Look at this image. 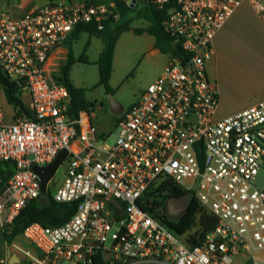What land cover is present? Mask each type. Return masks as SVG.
Masks as SVG:
<instances>
[{"label": "built area", "instance_id": "obj_1", "mask_svg": "<svg viewBox=\"0 0 264 264\" xmlns=\"http://www.w3.org/2000/svg\"><path fill=\"white\" fill-rule=\"evenodd\" d=\"M244 1L264 25V0H173L163 30L181 56L168 55L163 72L117 119L112 140L98 132L93 111L70 110L57 76L75 28L119 22L116 4L50 0L19 18H0V72L23 103L10 123L0 103V161L13 164L0 187V264H233L243 250L251 264H264V185L256 186L264 169V99L219 116L207 73L216 32ZM165 2L154 0L159 8ZM62 149L64 179L53 199L77 203L75 213L7 239L13 220L41 194L33 168ZM165 179L215 217L199 245L144 209L156 200L167 215L173 198L156 190Z\"/></svg>", "mask_w": 264, "mask_h": 264}, {"label": "trees", "instance_id": "obj_2", "mask_svg": "<svg viewBox=\"0 0 264 264\" xmlns=\"http://www.w3.org/2000/svg\"><path fill=\"white\" fill-rule=\"evenodd\" d=\"M115 3L120 14L121 19L117 23L106 22L102 29H97L94 24H81L75 28L67 41L68 54L64 61L61 70L57 76V80L62 83L69 91L71 96V111L77 115L80 111H93L95 103L87 98V89L77 87L70 78L72 67L77 62L87 63V56L85 53L75 58L72 42L80 37L82 33H87L89 36L99 38L103 43V48L98 55L96 65L98 68V85H102L106 94H112L113 91L109 85V80L113 70V57L116 42L120 35L126 31L132 30L135 34L148 33L154 37V46L162 54L173 55L180 57L181 52L178 44H174L170 37L165 34L163 30V21L168 16L170 10L174 6L173 0H167L161 8L154 3V0H143L141 7L131 16L135 11L136 4L130 7L123 0H86L87 4H108ZM135 18H142L146 20L149 25L146 28H131V23ZM0 86L3 89V95L8 104L13 108L23 107V103L18 98V88L10 83L7 78L0 72ZM13 173V164L11 162L0 161V187H2ZM157 191L168 192L169 197L173 199L186 198V193L179 186L174 184L171 180L165 179L161 185L156 189ZM165 196V197H167ZM150 198V196H147ZM164 197V198H165ZM163 198V199H164ZM77 203H60L53 199V193L48 189L45 193L29 202L13 220L10 225L12 234L7 233L6 238L9 239L13 235H19L24 228L31 223H40L43 226L51 227L58 226L66 222L76 211ZM144 206V209L149 210L153 215L161 219L164 224L178 235H187L186 240L191 246L199 245L204 239L205 235L210 232L215 224L214 216L206 212L198 204L195 198H192L185 209V211L176 220L168 219L166 214L160 210V204L153 200L151 207ZM197 218V222H196ZM198 226L193 231L195 226ZM193 231V232H192Z\"/></svg>", "mask_w": 264, "mask_h": 264}, {"label": "rangeland", "instance_id": "obj_3", "mask_svg": "<svg viewBox=\"0 0 264 264\" xmlns=\"http://www.w3.org/2000/svg\"><path fill=\"white\" fill-rule=\"evenodd\" d=\"M140 7L141 5L137 4L131 16H134ZM146 25L148 26V22L144 19L135 18L131 23V28H142ZM153 40V37L147 33L135 34L131 30L120 35L114 49L113 70L109 80V85L113 91L112 94H106L104 87L98 85L99 76L96 61L103 48L102 41L97 37L82 33L73 43L75 58L85 53L87 63H75L72 67L70 78L77 87L87 89L88 97L95 103L93 109L95 125L100 132L103 131V133L111 135V140L116 134L117 118L140 99L143 91L160 75L164 65L168 63L169 57L166 54H154L150 51V43ZM232 54L233 64L238 66V77L245 80V72L247 70L245 66L247 63L240 58L245 54L238 50L233 51ZM258 58L260 57H255L256 62L252 64L255 70L259 67ZM258 75L259 73L251 74L249 80L251 82L257 81L260 78ZM243 90L244 88L240 87L239 92H244ZM23 101L28 104L29 99L25 97ZM0 103L3 107L5 122L10 123L13 108L7 103L2 94H0ZM64 172L65 162L58 167L47 184V189L51 193H54L56 188L62 184ZM187 205L188 202L185 197H181L179 200H170L166 217L175 220L176 217H179L185 211ZM160 210L162 212L163 207ZM197 228L198 226L196 225L193 231ZM260 261L263 262L264 258H261Z\"/></svg>", "mask_w": 264, "mask_h": 264}, {"label": "crops", "instance_id": "obj_4", "mask_svg": "<svg viewBox=\"0 0 264 264\" xmlns=\"http://www.w3.org/2000/svg\"><path fill=\"white\" fill-rule=\"evenodd\" d=\"M49 1L50 0H0V18L3 16L19 18ZM68 1L72 4H82L86 0ZM123 1L126 4H130L131 0ZM142 1L143 0H137L135 4L142 5ZM146 27L147 25L142 28ZM76 40L72 42V49L73 43ZM154 42L155 40L150 43V51L154 54L159 53L162 55V53L155 48ZM213 49L214 53L210 59L207 60V73L209 79L213 82L215 88L218 91V115L220 114L219 116H227L263 100L264 25L261 23L256 12L247 1L242 2L240 6L235 9L233 14L225 21L223 26L216 32L213 38ZM63 50L65 52V57H67L68 47L64 48ZM236 50L245 54L243 55L244 57H240L247 63L245 66L247 68L245 72V80L238 77V66L237 64H233L232 52ZM255 57H260L257 59L259 64L257 70H255L254 66H252V64L256 62V59H254ZM249 62L250 64H248ZM165 66L166 65H164L162 72ZM258 73L260 78H258L255 82H251L249 80L251 74ZM240 87L244 88V92H239ZM86 95L87 98L90 99L87 93ZM123 113H121L120 116ZM98 132L100 131L98 130ZM100 133H103V131ZM176 219H178V217H176L175 220ZM263 258L264 255L262 259ZM233 264H251L249 253L246 250H243L241 254L235 258Z\"/></svg>", "mask_w": 264, "mask_h": 264}, {"label": "water", "instance_id": "obj_5", "mask_svg": "<svg viewBox=\"0 0 264 264\" xmlns=\"http://www.w3.org/2000/svg\"><path fill=\"white\" fill-rule=\"evenodd\" d=\"M137 0L130 1V7H133ZM200 143L197 142V145ZM67 156V150L62 149L55 159L48 165L44 167H34L33 170L38 174L40 178V192L45 193L47 191V184L54 176L58 167L63 163L64 159ZM264 185V169L260 171L256 179V186L262 187ZM5 236L2 228H0V249L4 243Z\"/></svg>", "mask_w": 264, "mask_h": 264}]
</instances>
